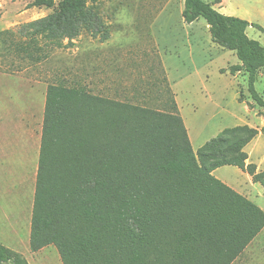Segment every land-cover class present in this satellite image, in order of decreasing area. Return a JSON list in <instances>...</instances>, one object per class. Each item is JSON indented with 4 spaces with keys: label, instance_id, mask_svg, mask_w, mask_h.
<instances>
[{
    "label": "trees",
    "instance_id": "1",
    "mask_svg": "<svg viewBox=\"0 0 264 264\" xmlns=\"http://www.w3.org/2000/svg\"><path fill=\"white\" fill-rule=\"evenodd\" d=\"M27 1L52 11L1 32L7 55L36 62L48 46L61 47L83 32L109 37L99 0ZM182 17L205 19L212 41L239 60L231 72L247 73L250 95L264 107L254 87L264 45L246 31L258 25L206 0H184ZM77 82L60 78L47 87L31 250L53 244L63 264H231L264 228V211L212 171L233 165L264 188V170L247 162L244 150L264 126L226 127L194 151L172 96L170 109L159 110ZM0 264L29 263L0 242Z\"/></svg>",
    "mask_w": 264,
    "mask_h": 264
},
{
    "label": "rangeland",
    "instance_id": "2",
    "mask_svg": "<svg viewBox=\"0 0 264 264\" xmlns=\"http://www.w3.org/2000/svg\"><path fill=\"white\" fill-rule=\"evenodd\" d=\"M28 3L0 0V33L8 28L17 31L23 23L52 11ZM183 6L184 0H99L107 39L83 32L71 42L64 40L61 47L48 46L46 56L36 62L0 50V242L29 264H63L55 245L32 251L29 242L50 83L60 78L69 84L79 81L93 93L159 110L170 109L167 98L172 96L194 149L215 136L217 127L243 124L247 105L243 98L259 105L248 90L247 73L231 72L239 63L235 53L212 41L204 18L186 23ZM220 9L258 25L249 26L247 35L264 45V0H225ZM254 87L264 100V74ZM263 151L261 140L252 155V162H260L261 168ZM221 169L245 181L246 174L236 166ZM233 264H264V229Z\"/></svg>",
    "mask_w": 264,
    "mask_h": 264
},
{
    "label": "crops",
    "instance_id": "3",
    "mask_svg": "<svg viewBox=\"0 0 264 264\" xmlns=\"http://www.w3.org/2000/svg\"><path fill=\"white\" fill-rule=\"evenodd\" d=\"M209 2H213V7L214 8H216L217 9V7H219L218 8V10H221L220 8L221 7H223V5H224V3H225V0H211V1H209ZM194 22V21H193ZM207 28H208V25L206 26ZM9 29V28H8ZM262 69V68H261ZM261 69H259L258 71H257V77H256V79L260 76V75H263L264 73L263 72H261L260 70ZM263 70V69H262ZM238 71H240V70H238ZM176 96V95H175ZM176 100V99H175ZM243 101H245V103L247 104L246 106H245V113H246V115H245V118H246V120H244V122H243V124H239V125H244V124H247V125H249L250 127H254V128H258V129H260V128H262L263 126H264V107L263 106H260V105H257V104H255V102L254 101H251L249 98L248 99H246V98H243ZM256 106H255V105ZM177 106H178V104H177ZM178 109H179V106H178ZM180 110V109H179ZM180 112V111H179ZM180 114H181V112H180ZM182 116V115H181ZM245 121H247V122H245ZM186 126V125H185ZM232 127V126H231ZM187 128V127H186ZM226 128V127H225ZM222 129H224L222 126H220V127H217L216 128V130H215V133H214V135L216 136ZM187 131H188V136H189V139H190V141H191V144H193L192 143V136L190 135V131H189V129H187ZM42 133V132H41ZM214 137V136H213ZM198 140V139H197ZM261 140H264V132H259L249 143H247L246 144V146L244 147V150L247 152V154H248V158H247V162H252V155H253V152L254 151H256V149H258L259 148V146L261 145ZM199 141V140H198ZM5 142H7V143H9V140L7 139V140H5ZM40 142H41V137H40ZM205 141L204 140H202L201 141V144L198 146V147H200L203 143H204ZM192 147H193V145H192ZM193 150L194 151H196L197 150V148L196 149H194V147H193ZM260 150V149H259ZM39 152H40V146H39ZM261 155H263L262 156V159H264V151L263 152H261ZM38 158H39V155H38ZM252 163H254V162H252ZM255 165H256V167H257V170L258 171H260V170H264V168H261V164H260V162H258V163H254ZM226 166H233V165H224V166H220V167H218V168H216V169H214L213 171H212V174L216 177V178H218V179H220L221 181H223L224 183H226L227 185H229L230 187H232L233 189H235L237 192H239L240 194H242V195H244V196H246L248 199H250L251 201H253L254 203H256L263 211H264V188L259 184V183H257V182H253L252 181V179H251V177H250V175L247 173V172H245V171H243V170H241V172H242V174L243 173H245L246 174V176H245V181H239L238 179L236 180V178H232V177H229V176H227L226 174H225V169H221L222 167H226ZM38 168V167H37ZM236 168H238V167H236ZM232 170H235V172H237V169H232ZM240 172V173H241ZM36 173H37V171H36ZM217 173H219L218 175H217ZM222 175V176H221ZM224 177V178H223ZM33 206V205H32ZM264 229V228H263ZM262 229V230H263ZM262 230L257 234V236L262 232ZM256 236V237H257ZM255 237V238H256ZM254 238V239H255ZM253 239V240H254ZM252 240V241H253ZM252 241L250 242V243H252ZM249 243V244H250ZM247 248V247H246ZM245 248V249H246ZM245 249L243 250V252L245 251ZM242 252V253H243ZM241 253V254H242ZM240 254V255H241ZM239 255V256H240ZM238 256V257H239ZM237 257V258H238ZM236 258V259H237ZM236 259L231 263V264H233L235 261H236Z\"/></svg>",
    "mask_w": 264,
    "mask_h": 264
}]
</instances>
